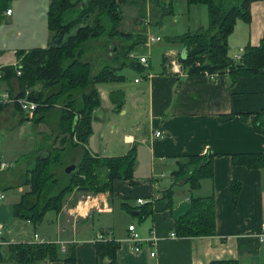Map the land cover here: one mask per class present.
I'll use <instances>...</instances> for the list:
<instances>
[{
    "label": "crops",
    "instance_id": "0c3cea01",
    "mask_svg": "<svg viewBox=\"0 0 264 264\" xmlns=\"http://www.w3.org/2000/svg\"><path fill=\"white\" fill-rule=\"evenodd\" d=\"M159 1L171 3V7L163 8L155 0H145L142 8V3L138 2L122 4V9L126 4L131 7L132 15V26L126 30L122 24V30L133 34L132 38H140L129 57L138 60L146 55L149 65L122 68L120 62L113 59L120 50L119 39L108 46L93 42L85 49L83 59L91 62L95 72L108 65L124 76L118 81L96 85L101 105L94 112L93 123L108 118L113 133L98 152L89 146L90 138L86 145L77 146L65 139L68 134L62 129L66 109L62 103L41 110L33 117L17 103L1 101L0 164H7L0 168L5 171L0 179V193L5 195L0 199V206L6 209L0 210V223L4 226L2 253L14 243L56 242L61 245L60 253L64 254L67 244L76 243L77 264H97L96 241L104 230L103 237L120 242L118 264H212L215 261L264 264V242L260 240L264 230V165L254 168L235 164L232 156L264 154V134L253 125L256 114L264 109V74L239 75L235 79L229 72L216 73L214 77L206 73L190 74L180 58L185 49L174 40L181 33L172 35L170 45L159 46L161 51H156L154 43L163 42L165 37L154 29L159 26L162 29L165 17L179 13L174 0ZM50 4L51 0H0V70L19 62L18 51L49 44L50 30L47 26L45 33L44 25L48 22ZM8 9L11 13H7ZM200 28L203 27L196 31ZM153 32L162 39L147 44ZM263 37L264 0H258L251 5L250 22L237 20L229 37V54L235 61H241L236 56L243 55L247 45H259ZM160 56L163 59L158 67L156 60ZM6 91L7 84L1 82L0 94ZM116 91L123 94L121 108H117L112 98ZM98 110L102 112L99 116ZM42 115V120L35 121ZM85 149L99 157L125 156L134 150L137 166L133 177L116 179L112 194L110 191L100 193L97 198L84 191L79 197L69 194L60 212L48 211L45 219L37 224L14 215L9 205L17 204L30 190L26 175L38 155L59 151L61 161L68 166L77 164L74 159H80ZM206 154L214 156L211 177L201 179L198 188L175 181L173 172L178 168L180 156ZM56 160L54 172L62 176L65 169L57 164L59 159ZM233 183L241 186L236 197ZM86 194L91 197L85 196L88 200L83 202L85 199L81 198ZM206 196L215 199V233L198 237L172 236L177 219L187 211L192 199ZM115 199L120 206L115 205ZM123 202L131 210L123 208ZM147 203L150 211L141 212ZM21 221L34 227L27 239L14 235ZM131 224H135L145 238L155 234L157 243L135 251L129 240ZM42 227L44 231L40 233L38 228ZM36 235L40 242H36ZM154 251L156 255L152 256ZM2 257L0 264H13L8 255L2 254ZM38 264L65 263L59 259Z\"/></svg>",
    "mask_w": 264,
    "mask_h": 264
},
{
    "label": "trees",
    "instance_id": "16d2710c",
    "mask_svg": "<svg viewBox=\"0 0 264 264\" xmlns=\"http://www.w3.org/2000/svg\"><path fill=\"white\" fill-rule=\"evenodd\" d=\"M258 0H187L189 5L205 4L208 7L209 25L195 32H186L175 38L185 49L181 57L182 65L190 74H210L229 72L233 79L239 75L254 76L264 74V37L257 46L247 45L241 61H235L229 54V37L238 19L251 21V5ZM145 3V0H51L48 11L50 40L46 47L18 51L19 62L1 69L0 83H6L13 98L15 93L24 96L29 90V98L40 103L37 113L49 110L62 103L66 111L62 131L68 134L66 140L74 146L86 145L93 133L94 112L101 105L100 92L96 85L118 81L123 78L113 66L95 72L90 61L83 59L87 46L93 42L110 45L120 40V50L115 56L121 67H139V60L129 54L138 45L140 38L122 30L124 15L123 3ZM170 8L171 3L161 4ZM168 13V12H166ZM165 13V14H166ZM143 14V13H142ZM124 39L122 44L121 39ZM130 42L128 39H130ZM129 42V43H128ZM87 50V49H86ZM121 69V68H120ZM139 69V68H138ZM140 71V70H139ZM40 85V88H36ZM117 108L123 105L122 92L112 94ZM3 103L0 101V109ZM19 106V105H18ZM36 115V112H35ZM29 116V115H28ZM44 115L36 118L42 120ZM248 118L247 115H243ZM253 125L256 131L264 134V109L257 113ZM235 164L249 167H262L264 154H234ZM57 164L63 167L60 152L47 156L38 155L35 164L27 172L30 190L14 205V215L37 224L48 211L60 212L63 201L73 190L84 192L110 191L116 179L128 180L134 175L137 155L133 150L125 156L99 157L85 149L77 169L64 175H57ZM211 154L180 156L178 168L173 172L175 181L186 182L198 188L203 178L213 175ZM66 178V179H63ZM81 181L77 184V181ZM240 185V184H239ZM235 197L241 186L232 185ZM123 208L131 210L122 203ZM149 212L150 204L142 206L141 212ZM216 230L215 199L213 196L196 197L190 207L176 221L175 233L178 236L198 237L212 235ZM101 233L104 236V230ZM8 259L15 264H38L48 260L62 259L65 264H77L76 243L67 244L64 254L56 242L14 243L8 245ZM120 242L112 237L98 238L96 241L97 264H118L117 251ZM0 251V259L2 257ZM212 264H239L238 261H215Z\"/></svg>",
    "mask_w": 264,
    "mask_h": 264
},
{
    "label": "rangeland",
    "instance_id": "374dc122",
    "mask_svg": "<svg viewBox=\"0 0 264 264\" xmlns=\"http://www.w3.org/2000/svg\"><path fill=\"white\" fill-rule=\"evenodd\" d=\"M174 4L176 6L177 11H179V13L176 16H168L164 18V22H163V28H159L158 29H154L157 31H160L163 33L164 41L161 43H154V47L157 50L161 51V48L159 46H163V45H170L168 43L171 42L170 37L174 34L177 33H181L178 35H183L186 32H195L196 29L198 27H203V28H207L209 25V16H208V9L206 5L200 4V5H192L191 8H188V3L187 0H174ZM130 9L131 7H129V5H124L123 7V15H124V21H123V25L126 27V30H128V27L132 26V15L130 13ZM48 26V22L45 21V25H44V32L46 33V28ZM153 35H157V33H152ZM46 36V34H45ZM122 42H124V39L120 38ZM129 40V39H128ZM48 41H45L44 43H46ZM179 44V43H177ZM45 45V44H44ZM153 45L150 48H153ZM47 44L43 47H46ZM158 46V47H156ZM91 55V54H90ZM181 58V57H180ZM162 56H160L159 60H156V64L158 67L161 66V62H162ZM94 69V68H93ZM131 74V73H130ZM128 80L131 79V76L128 74ZM10 102H6L4 104H8ZM40 107V103L38 106V109ZM37 109V110H38ZM40 112V111H39ZM36 115H37V111H36ZM35 113L33 114V117L36 116ZM106 126V127H105ZM106 133V136L104 137L103 134ZM112 128L109 124V120L108 118L103 120H99L93 123V133L92 136L90 137V147L94 152H98L101 147H103L107 142L106 140L112 136ZM82 158V157H81ZM81 158L76 160L74 159V161H77V163H80ZM63 169H65L66 163H63ZM15 168V167H14ZM13 169V168H12ZM5 171H0V179L2 178V174H4ZM8 171H6L7 173ZM140 175V170L136 171V177L138 178ZM81 181H77V184L80 183ZM83 190L77 188L75 190H73V192H71L70 194H77L78 197L80 196L79 194H82ZM109 192V191H107ZM85 193V192H83ZM87 193V192H86ZM89 193L92 194V196L94 198H97L99 196V192H96L95 190H91L89 191ZM88 193V194H89ZM101 193H105V192H101ZM13 196V194H11L8 199H11V197ZM86 195H83L81 199H85L83 200V202L87 201L88 199L85 197ZM65 199L63 201V205H64ZM119 204L120 206V202L117 201V199H115V205ZM122 205V204H121ZM11 208H13L14 211V206H12L11 204L9 205ZM7 207V206H6ZM63 208V207H62ZM0 210L1 211H5V207L0 206ZM14 213V212H13ZM45 219V217L43 218V220ZM42 220V221H43ZM30 227V228H29ZM33 225L27 224L24 221H21V225L16 228V231L14 232L15 236L17 235V237L21 238V239H27L29 237L30 234H33L34 229H33ZM38 231L40 233H42L44 231V227L42 228H38ZM46 232V231H45ZM48 235V234H47ZM3 252V251H2ZM9 250H5L3 254H5L6 256L8 255ZM13 264H15V262H13Z\"/></svg>",
    "mask_w": 264,
    "mask_h": 264
},
{
    "label": "built area",
    "instance_id": "2783aa9c",
    "mask_svg": "<svg viewBox=\"0 0 264 264\" xmlns=\"http://www.w3.org/2000/svg\"><path fill=\"white\" fill-rule=\"evenodd\" d=\"M11 11H12L11 9H8L7 13H11ZM161 39H162V37L160 35L151 34L148 36L147 44L160 41ZM242 56L243 55L241 53V54L237 55L236 58L238 60H241ZM138 60L143 65H149V58L146 55H141L138 58ZM205 73L207 75H209L210 77H214V74H210L209 72H205ZM1 77H2V71L0 70V78ZM29 94H30V91L27 90L24 96H21L17 99H14L10 96L9 92L6 91L3 94H0V101L17 103L25 113H27L29 116H32L38 108V103L36 101L30 99ZM157 135L160 136L161 132L158 131ZM6 166H7V164L4 162H2L0 164V168H4ZM4 197H5V195L0 193V199H3ZM87 197L90 198L91 195H87ZM138 201L142 202L141 199H139ZM3 230H4V226L2 223H0V244H1V238L3 237ZM128 230H129V240L133 244L134 250L137 252L141 251L143 246L148 245V244H156L158 241V238H157V236H155V234H151L150 236H148L146 238L143 237L141 235V233L137 230V227L135 224L129 225ZM172 236H177V234L173 233ZM99 238H103V235L102 234L99 235ZM260 240L262 242H264V230L260 234ZM36 242H40L38 235H36ZM62 248L64 249V245H62ZM151 254H152V256H155L156 252L154 251Z\"/></svg>",
    "mask_w": 264,
    "mask_h": 264
},
{
    "label": "water",
    "instance_id": "95a60500",
    "mask_svg": "<svg viewBox=\"0 0 264 264\" xmlns=\"http://www.w3.org/2000/svg\"><path fill=\"white\" fill-rule=\"evenodd\" d=\"M184 57H185V50H184V52H183V58H184ZM19 95H20L19 93H15V95H14L13 98H14V99H17V98H19ZM101 113H102L101 110H98L96 114L99 116ZM76 169H77V164L72 163V164L68 165V166L65 168V172L68 173V174H70V173L74 172Z\"/></svg>",
    "mask_w": 264,
    "mask_h": 264
}]
</instances>
